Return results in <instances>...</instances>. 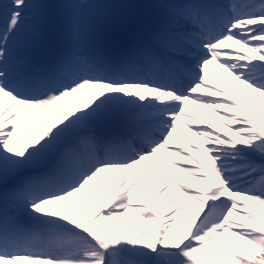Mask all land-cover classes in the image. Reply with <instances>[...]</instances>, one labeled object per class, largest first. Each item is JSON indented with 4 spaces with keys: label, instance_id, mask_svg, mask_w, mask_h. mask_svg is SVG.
Returning <instances> with one entry per match:
<instances>
[{
    "label": "snow or ice",
    "instance_id": "snow-or-ice-1",
    "mask_svg": "<svg viewBox=\"0 0 264 264\" xmlns=\"http://www.w3.org/2000/svg\"><path fill=\"white\" fill-rule=\"evenodd\" d=\"M128 7L0 0V264H264V0Z\"/></svg>",
    "mask_w": 264,
    "mask_h": 264
},
{
    "label": "bare ground",
    "instance_id": "bare-ground-1",
    "mask_svg": "<svg viewBox=\"0 0 264 264\" xmlns=\"http://www.w3.org/2000/svg\"><path fill=\"white\" fill-rule=\"evenodd\" d=\"M241 51H244V50L241 49ZM220 71H221V70H219L215 65H209V72H210V74H211L213 77L216 78L217 82L219 83V86H220L221 88H224L225 90H227V91H229V92H232V90H231L230 88H228V86H227V80L225 79V77H226L227 74H224V76H221V75H220ZM229 79H230V78H229ZM232 94L235 95V93H232ZM242 102H243V101H242ZM189 107L193 108L194 111H195L197 114H199L202 118H204V119L208 120L210 123H212V124H213V127L216 128L218 131H226L225 129H223V128L220 126V124L217 122V120L214 119V118L210 115V113L208 112V110L203 109V108H198V107H196L195 105H189ZM180 128H181V131H182L186 136H188L189 140H191L193 144H198V143H199L198 138L192 136V135L188 132V130H187L186 128H184V126H183L182 123H181V125H180ZM229 134H230V133H229ZM174 139L176 140V142H177L178 144H182V141H180L178 137H174ZM193 155H195V153H193ZM141 171L146 172L149 176H151V175L154 173V169L149 170V169H148L147 167H145L144 165L141 166ZM132 174H133V175H136L137 178H141V177L139 176V173H138V172L133 171ZM185 179H187V178H185ZM145 183H147V182H145ZM194 187H196V186H194ZM171 191H173V188H170V189H169V193H166V194H165V197L160 201V204L157 206L158 209H159V206L163 204L164 200L167 199V196L171 193ZM88 195H90V191H89ZM177 195L179 196V194H177ZM179 198H180V200H181L182 202H184V198H183V197H179ZM86 199H87V196H86ZM189 204H190V202H189ZM93 205H95V204H93ZM253 207H254V208H258L259 206L254 204ZM195 208H196L195 205H190V210L195 211Z\"/></svg>",
    "mask_w": 264,
    "mask_h": 264
},
{
    "label": "rangeland",
    "instance_id": "rangeland-1",
    "mask_svg": "<svg viewBox=\"0 0 264 264\" xmlns=\"http://www.w3.org/2000/svg\"><path fill=\"white\" fill-rule=\"evenodd\" d=\"M143 2H145L146 0H142ZM53 2H55V0H53ZM116 2H118V3H123V4H126V5H128L129 4V0H116ZM132 2L134 3V0H132ZM156 2V1H155ZM153 2H151V1H149L148 3H146L147 5H150V4H152ZM139 7L136 5V4H134V5H130V7L126 10L125 9V11L127 12V13H129L130 14V11L131 10H133V9H138ZM93 206H95V205H93Z\"/></svg>",
    "mask_w": 264,
    "mask_h": 264
}]
</instances>
